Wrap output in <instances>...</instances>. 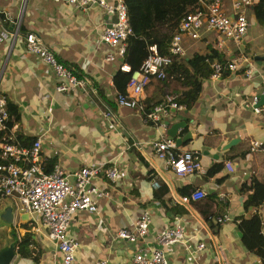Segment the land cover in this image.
<instances>
[{
  "label": "crops",
  "instance_id": "1",
  "mask_svg": "<svg viewBox=\"0 0 264 264\" xmlns=\"http://www.w3.org/2000/svg\"><path fill=\"white\" fill-rule=\"evenodd\" d=\"M211 1L199 0V7ZM221 9L233 13L229 0H222ZM246 13L249 26L239 41L206 28L198 38L183 35L184 54L179 56L200 55L210 67L222 56V71L217 78L210 74L200 81V93L190 108L183 102L182 109L170 108L165 118L170 124L162 128L148 116L151 108L146 113L144 104L150 95L169 91V85L151 80L141 96V108L120 105L115 98L114 76L121 60H105L115 50L100 41L112 16L95 4L81 9L51 0H0V94L16 110L0 140L13 133L17 145L29 147L40 137V163L46 172L59 166L69 173L85 164H114L119 169L113 183L104 177L92 180L108 193L98 201L97 211L72 217L69 234L79 242L78 264H98L102 259L107 264H130L136 244L117 238L116 232L132 227L144 210L151 219L137 247H155L157 231L175 222L184 225V241L166 250L168 264H264L262 254L244 245L239 226L242 219L256 215L264 240V198L257 205L248 202L251 195L256 201L264 197V105L255 110L251 104L264 92V60L258 64L254 59L264 55V26L250 8ZM27 33L35 34L83 77L84 89L57 91L50 67L25 49ZM242 52L257 66L249 78L243 74ZM228 62H235L236 68H227ZM105 112L110 113L108 118ZM177 122L181 126L175 138L190 136L179 146L175 142L176 151H190L200 162L198 171L184 176L150 146L162 137L172 138L170 126ZM252 141L259 142L254 151ZM216 165L220 168L213 171ZM196 189L206 196L180 201ZM13 226L19 239L30 237L27 255L15 251L11 264H62L38 220L16 213ZM199 243L204 247L198 249Z\"/></svg>",
  "mask_w": 264,
  "mask_h": 264
},
{
  "label": "built area",
  "instance_id": "2",
  "mask_svg": "<svg viewBox=\"0 0 264 264\" xmlns=\"http://www.w3.org/2000/svg\"><path fill=\"white\" fill-rule=\"evenodd\" d=\"M64 2L77 8L86 9L89 5L99 6L107 15L114 19L104 29L100 41L114 52H108L105 60L112 61L119 58L118 69L129 73L125 92H116V100L120 105L130 108H141V96L144 88L153 77L163 78L166 67L171 64L172 57L184 54L182 45L183 35L198 38L202 28L214 30L222 34L226 39L239 41L246 33L249 26V18L246 9L250 8L257 0H229L233 13L227 14L221 9L222 0H212L210 3L200 6L195 10L186 12L178 25V31L173 35L168 50L162 54L156 44L148 46V54L136 69L122 62L126 53L127 38L132 34L127 7L124 0H51ZM220 40L219 45H222ZM25 49L39 57L54 73L57 78L55 88L57 91L82 90L86 86V80L77 76L73 69L61 62L55 54L42 44L33 33L25 36ZM248 54L240 53V60L244 63L243 74L251 77L257 66L249 59ZM227 68L234 70L235 62H228ZM211 77L217 78L222 71V65L218 61L211 62ZM256 96L252 98V106L256 102ZM184 105L178 102L174 96H168L166 101L154 105L148 116L157 121L162 128L170 123L166 120L169 109H182ZM258 110V107H254ZM109 112L104 113L108 118ZM9 118L7 100L0 94V132L6 127ZM15 135L10 133L0 140V157L5 162L0 163V200L10 197L16 204V213H27L47 231V236L54 242L61 255L62 264H78L75 253L79 242L69 234L70 222L76 212L95 213L97 203L107 196L105 190L92 183L97 177H104L110 182H115L119 176L116 165L109 164H85L67 173L59 166H55L50 172H46L40 163L41 138L36 137L29 147L16 144ZM156 156L165 161L178 176L196 172L200 169V162L190 151H176L175 141L172 138L162 137L150 144ZM259 147V142L252 141L250 150ZM227 168L233 170L228 163ZM72 177L70 179L69 177ZM206 196L202 189H196L190 195L181 196V202L199 200ZM150 213L144 210L130 228H120L116 237L136 244V251L130 264H168L166 250L184 241V225L175 222L166 226L155 234V247H144L137 244L148 233ZM204 247L203 243L197 245L198 249ZM98 264H107L102 259Z\"/></svg>",
  "mask_w": 264,
  "mask_h": 264
},
{
  "label": "trees",
  "instance_id": "3",
  "mask_svg": "<svg viewBox=\"0 0 264 264\" xmlns=\"http://www.w3.org/2000/svg\"><path fill=\"white\" fill-rule=\"evenodd\" d=\"M132 34L127 38L126 53L122 62L136 69L140 66L148 54V46L156 44L159 52L162 54L169 53L168 47L173 35L178 31V25L182 16L199 7V0H124ZM256 21L264 26V0H257L251 7ZM210 59V58H209ZM219 62L223 63L222 56H218ZM212 72V68L204 57L194 55L185 59V56H174L172 62L165 69L163 78L153 77L151 80L156 84L164 87L169 85V91H163L156 95H150L148 98L156 100L150 102L145 100V112L161 102L166 101L168 96L175 94V99L184 103L190 108L201 90L200 81L207 78ZM77 75V74H76ZM129 73L118 70L114 76V85L120 92L125 91L126 83L129 79ZM79 76V75H77ZM151 82V81H150ZM8 104V103H7ZM152 104V105H150ZM9 118L11 115L16 117V110L7 105ZM7 124H9L7 122ZM6 160L0 157V163ZM220 168L216 165L213 171ZM251 195L248 202L254 205L262 201L253 200ZM240 229L243 234V243L249 249H256L259 254L264 256V240L259 234L260 221L256 215L248 219H242ZM29 235L20 237L16 244V252L25 256L28 252Z\"/></svg>",
  "mask_w": 264,
  "mask_h": 264
},
{
  "label": "water",
  "instance_id": "4",
  "mask_svg": "<svg viewBox=\"0 0 264 264\" xmlns=\"http://www.w3.org/2000/svg\"><path fill=\"white\" fill-rule=\"evenodd\" d=\"M114 19V18H113ZM254 59L258 64L264 60V55L256 54ZM257 100L254 103V107H260L264 105V92L256 96ZM181 126V122L174 123L170 126V131L173 132L172 139H175L176 145H180L186 141V137L190 134L187 133L182 138L176 136V131ZM234 141V140H231ZM227 148V146H224ZM216 156V155H215ZM16 215V204L10 197H5L0 200V264H11L15 256V247L18 242L19 236L14 229V219Z\"/></svg>",
  "mask_w": 264,
  "mask_h": 264
}]
</instances>
